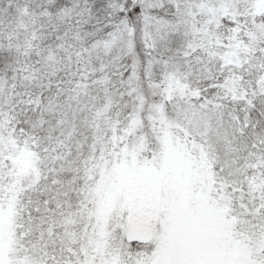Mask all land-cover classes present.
Instances as JSON below:
<instances>
[{"label":"snow or ice","instance_id":"snow-or-ice-1","mask_svg":"<svg viewBox=\"0 0 264 264\" xmlns=\"http://www.w3.org/2000/svg\"><path fill=\"white\" fill-rule=\"evenodd\" d=\"M0 264H264V0H0Z\"/></svg>","mask_w":264,"mask_h":264}]
</instances>
